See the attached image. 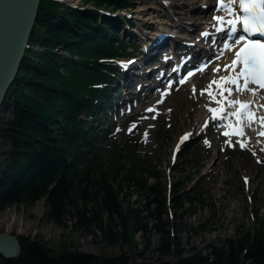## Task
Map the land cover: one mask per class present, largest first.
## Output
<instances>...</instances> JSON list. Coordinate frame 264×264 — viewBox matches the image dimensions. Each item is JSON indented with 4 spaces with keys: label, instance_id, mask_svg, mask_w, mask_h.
<instances>
[{
    "label": "trees",
    "instance_id": "obj_1",
    "mask_svg": "<svg viewBox=\"0 0 264 264\" xmlns=\"http://www.w3.org/2000/svg\"><path fill=\"white\" fill-rule=\"evenodd\" d=\"M85 4L93 7L41 0L30 45L7 92L12 116L0 123L10 142L0 165L5 177L0 183V208L30 206L48 196L49 219L64 223L66 214L77 215L75 226L87 230L96 226L113 241H133L137 230L144 237L158 230V255L131 263L132 257L124 253L97 256L55 250L21 234L20 252L12 257L0 252V264H264V221L238 240L227 238L220 247L214 246L213 258L198 250L177 261L165 258L174 237L162 220L170 209L168 188L159 171L139 152L138 136L126 133L122 145L109 142L103 124L99 129L82 116H96L100 100L108 99L107 86L101 84L111 83L117 70L112 58L134 53L119 36L122 21L130 17H114L102 10L130 7L133 0H83ZM35 42L42 49H34ZM60 47L69 54L57 51ZM196 156L194 161L201 163L202 152ZM134 187L146 198L144 215L130 204L125 207L121 199V189L129 197ZM193 190L195 194L188 191L185 197L203 202V191ZM178 206L183 207V201ZM175 250L180 253L179 246Z\"/></svg>",
    "mask_w": 264,
    "mask_h": 264
},
{
    "label": "rangeland",
    "instance_id": "obj_2",
    "mask_svg": "<svg viewBox=\"0 0 264 264\" xmlns=\"http://www.w3.org/2000/svg\"><path fill=\"white\" fill-rule=\"evenodd\" d=\"M188 1L190 0H133L130 7L110 9L111 11L106 9V11L119 16L124 14L127 17L130 16L129 19L122 21L120 37L124 36V26H126L125 29L132 27V31L136 30L141 37H144V33L149 30L157 31L156 18L167 19L166 16H168L172 17L170 21H173L174 17L173 22L178 24L180 22L189 25L192 21L196 22L198 26H192L191 37L204 46L212 44L213 36L205 38L201 36V33L212 31L214 34L215 32L216 21L213 20V15L216 13L211 9L215 0H203L210 3L208 6L205 5L206 3L201 5V0H191L193 8L188 7ZM64 2L83 5V0H65ZM86 6L93 7L91 4ZM205 14L207 16H204ZM177 29L183 31L182 28ZM130 36L129 32L124 36L127 42ZM32 45L34 49H42L37 42ZM141 48L143 49V46ZM219 48L220 44L215 49ZM166 50L164 49L162 54L163 58L156 61L155 58L144 59L141 50V53L137 55L138 63L141 62L142 68H152L155 66L152 64L157 63L160 66L159 71H170V66L166 65L164 59L172 52L169 49V54H166ZM57 51L69 54L64 47H60ZM210 72L206 73L201 80L199 78L191 80L187 87L173 86L167 94L147 95L146 100L151 96L147 102L141 98L143 102L131 106L130 110L121 112L114 110L109 116L113 127L111 132L113 136L109 141L122 145L124 133L136 124L132 133L141 137L140 151L148 163L159 171L160 179L168 188L167 205L170 211L162 214V220L167 221L164 227L170 229L174 237L172 251L165 257L172 261H177L181 256H191L197 250L213 258L211 251L214 246L220 247L227 238L238 240L245 236L248 230H254L264 221V147L261 139L251 128L250 137L255 139L247 148H231L228 143H225L227 139L220 134L217 123L210 119V113L202 105L204 101H202L203 96L200 95V90L206 87L205 82L213 76L212 70ZM125 75L126 73L122 72V76ZM129 85L131 89H138V86L131 84V81L126 83V87ZM193 86L196 89L195 94ZM111 91L113 96L119 92L117 87ZM154 92H157L156 88ZM176 94L180 96L175 97ZM142 95L141 93L140 96ZM112 98L116 100L115 97ZM157 101L162 102L157 103ZM155 103H157L156 106H154ZM215 105V103L212 104V107ZM149 106H153L155 111L147 112L146 109ZM12 109V100H6L0 110V123L12 116ZM82 116L86 117V114L82 113ZM143 117L148 118L143 119ZM99 118L100 120L106 118V109L100 110ZM129 118L133 119V122L126 127L125 122ZM205 119L208 120L207 127H204ZM185 130H190L194 138L183 145L178 156H174V147L180 134ZM145 133H147L146 136ZM9 146V140L0 130V165L4 163ZM197 152H202L201 163L194 161ZM1 174L0 172V183L5 181V177ZM153 180L154 178H151V181ZM182 185L184 187L177 192ZM194 187L203 191V202H191L185 197L188 191L191 195L195 194ZM121 199L125 207L130 204L139 208L141 215L146 214V198L139 189L134 187L129 197L125 196L121 189ZM48 200V196H43L30 206L9 205L0 208V229L15 233L18 237L22 234L38 239L55 250H77L97 256H115L124 253L132 257L131 263L143 258L154 260L157 257L158 251L155 250V246L160 240L158 230L149 237H144L143 232L137 230L133 241L122 239L113 241L106 238L104 231L96 226H92L90 230L83 226H75L78 221L77 215L66 214L64 223L49 219ZM180 200L183 201V207L178 206ZM146 219L149 225L153 224V219ZM130 221L133 222V219ZM178 239L179 245L176 243ZM146 245L149 247L146 248ZM178 246L180 253L175 250ZM145 248L146 250L143 251Z\"/></svg>",
    "mask_w": 264,
    "mask_h": 264
},
{
    "label": "snow or ice",
    "instance_id": "obj_3",
    "mask_svg": "<svg viewBox=\"0 0 264 264\" xmlns=\"http://www.w3.org/2000/svg\"><path fill=\"white\" fill-rule=\"evenodd\" d=\"M216 8L217 11H226L231 18L226 19L225 16L221 15L213 17V20L218 22L214 25L216 32L223 33L226 37L215 56V60H219L224 55L225 50L232 52L233 55L229 61L222 65L217 64L212 69L213 78L205 88L200 90V95L207 94L209 97V103L205 107L212 114L211 120L223 122L228 121L229 117L235 118V123L228 124V127L232 128L233 131L231 133L225 131L224 136H243L245 121L251 124L258 120L264 125V115H257L255 101H242L239 99L240 94L251 93L254 96L258 91L264 90V0H217ZM210 35L209 32L201 33V36L205 38ZM254 35H259L262 38L253 39ZM215 43L216 41L213 40V44ZM121 63L126 68L133 61ZM209 63L211 61L202 63L197 71L203 72ZM193 75L194 73L190 71L179 82L183 84L188 77ZM195 92L196 89L193 86V93L195 94ZM161 102L157 101V103ZM213 102L219 107H212ZM259 107L264 108V105H259ZM146 111L152 113L155 108H148ZM147 118L143 117V119ZM207 125L208 120L206 119L204 127H207ZM135 127L136 124H133L128 129L129 133ZM146 135L147 133H145ZM191 135L192 133H185L180 138L177 150H179L180 144ZM258 135L264 136V131L259 132ZM205 143H208V141H205ZM225 143L235 147L231 140H226ZM236 143L239 144L241 149L246 147V143L239 139ZM245 182H247V177H245Z\"/></svg>",
    "mask_w": 264,
    "mask_h": 264
},
{
    "label": "water",
    "instance_id": "obj_4",
    "mask_svg": "<svg viewBox=\"0 0 264 264\" xmlns=\"http://www.w3.org/2000/svg\"><path fill=\"white\" fill-rule=\"evenodd\" d=\"M40 3L41 0H0V110L24 59ZM20 249L18 235L0 229V252L12 257Z\"/></svg>",
    "mask_w": 264,
    "mask_h": 264
},
{
    "label": "bare ground",
    "instance_id": "obj_5",
    "mask_svg": "<svg viewBox=\"0 0 264 264\" xmlns=\"http://www.w3.org/2000/svg\"><path fill=\"white\" fill-rule=\"evenodd\" d=\"M202 1V3H201V5H204L203 3H206V2H204L203 0H201ZM190 2H192L191 0L190 1H188L187 2V5H188V7H191L192 6V8H193V4L191 5V3ZM168 3V2H167ZM193 3V2H192ZM89 5V4H88ZM92 6V5H91ZM169 6V5H168ZM184 14H186V13H184ZM172 15V14H171ZM204 16H207V14H205ZM167 17V19H164V18H156L155 19V23H157V32H170V33H174V36H173V34H171V35H169L164 41H162L161 43H159V45H160V48L158 47V45L155 47V42L157 43V42H159V39H158V36H157V34H156V31H152V30H149L148 32H146V33H144V35L146 34V38L145 39H148V40H146L145 41V45H146V47L147 46H149V54H153V53H159V52H161L162 50H164L165 48H166V46L168 45V44H173V45H180L181 43L183 44V41H178V37H184V38H188L189 36H190V34H191V32H192V26H194V25H197L198 26V24L196 23V22H194V21H192L189 25L188 24H185V23H180L179 22V24L178 23H174L173 21L175 20L174 19V17H173V21H170V18L172 19V17H168V16H166ZM228 18H230V17H228ZM227 18V19H228ZM218 23V22H217ZM177 28H183L182 30L184 31V33H181V32H183V31H178L177 30ZM136 31V30H135ZM207 32H209L212 36H213V34H212V31H207ZM131 33H135L134 32V30L133 31H131ZM210 35V36H211ZM209 36V37H210ZM208 37V38H209ZM178 38V39H177ZM180 40V39H179ZM186 40V39H185ZM216 41H217V37H216ZM178 48V47H177ZM177 48H174L175 50L177 49ZM209 49H211L210 47H208ZM191 49L193 50V46H191ZM164 52V51H163ZM190 51H188V53H189ZM199 51H196V52H193L192 51V53L190 54V56L191 57H195L196 55H197V53H198ZM225 56L222 58L223 60H222V62L220 63L221 65L222 64H224V63H226L227 61H228V59H229V56H231V55H233V53L232 52H229V51H227V50H225ZM163 53H161L160 55H162ZM146 55H144V57H145ZM184 56H185V54L183 53V52H181V56L179 57H174V64H179L180 62H181V60L182 59H184ZM187 56V55H186ZM149 58V57H148ZM153 58V57H152ZM221 61V60H220ZM219 61V62H220ZM218 62V63H219ZM154 65H156V63H154ZM212 67V66H211ZM211 67H209V68H211ZM216 67V65L215 66H213V68H215ZM213 68H211V69H209V70H207V71H205V72H202V73H197V74H195L194 76H191V80H195L196 78H199L200 80H201V78L202 77H204L205 75H206V73H208V72H210ZM211 73V72H210ZM214 75V74H213ZM130 77H134V78H140V77H138L136 74H133L132 72H131V70H128V71H126V75H125V78H126V80H128ZM206 78V77H205ZM213 78V76L211 77V78H209L208 79V81L207 82H205L206 84H205V86L209 83V81L211 80ZM197 80V79H196ZM159 82H161V79H159V81H158V83ZM141 83V80L139 81V84ZM188 86V83L187 84H185V85H183L182 87H187ZM179 87H181V86H179ZM197 94V93H196ZM152 96V95H151ZM151 96H149L148 98H147V100L145 99L144 101H148L149 99H150V97ZM179 97L180 95H178V94H176L175 95V97ZM201 96H199V98H200ZM202 101H204L203 103H202V105L205 107V105L206 104H208L209 103V97H208V95L207 94H205V95H203V97H202ZM200 104V103H199ZM212 104H214V102L212 103ZM212 106V105H211ZM215 106H218V105H215ZM215 106H213V107H215ZM206 109V108H205ZM207 111V110H206ZM259 114L261 115V112H259ZM205 118V117H204ZM204 120V119H203ZM206 120V119H205ZM261 124V123H260ZM263 128H264V125H262L261 124V128H260V131H263ZM217 171V170H216ZM211 173V172H210ZM213 173V172H212ZM210 175V174H209Z\"/></svg>",
    "mask_w": 264,
    "mask_h": 264
}]
</instances>
